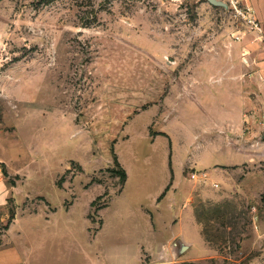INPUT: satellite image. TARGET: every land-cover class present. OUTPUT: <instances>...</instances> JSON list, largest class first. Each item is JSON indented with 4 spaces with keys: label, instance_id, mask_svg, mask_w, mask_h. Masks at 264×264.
<instances>
[{
    "label": "rangeland",
    "instance_id": "obj_1",
    "mask_svg": "<svg viewBox=\"0 0 264 264\" xmlns=\"http://www.w3.org/2000/svg\"><path fill=\"white\" fill-rule=\"evenodd\" d=\"M239 27L208 0H0L2 246L28 264H83L125 245L112 235L135 236L120 172L128 193L150 192L168 175V140L183 161L214 157L192 143L210 134L201 105H224L228 80L197 73L222 50L230 58L231 47L250 46L233 38ZM194 204L212 256L174 251L163 263L264 264V195Z\"/></svg>",
    "mask_w": 264,
    "mask_h": 264
},
{
    "label": "crops",
    "instance_id": "obj_2",
    "mask_svg": "<svg viewBox=\"0 0 264 264\" xmlns=\"http://www.w3.org/2000/svg\"><path fill=\"white\" fill-rule=\"evenodd\" d=\"M249 3L264 26V0H249ZM226 52L222 50L218 57L203 61L197 73L199 75L206 66L211 71L209 79L212 81L228 80L223 94L224 105L213 106L212 109L201 105L210 126L200 128L206 131L205 134H210L199 137L198 131L194 134L195 143H192L200 149L212 148L214 157L209 154L203 159L190 158L189 153L183 161V147L173 153L168 140L169 172L157 189L146 192L140 188L128 193L129 176L126 172L118 195H131L137 217L127 223L136 228V235H112V240L122 241L125 245L106 248L89 263L87 257H82L86 260L83 264H148L146 258L156 260L164 245L171 248L168 255L176 251L187 261L211 257L212 251L203 236V224L197 215L195 200L230 201L239 194L252 200L264 195V51L254 45L240 44L231 47L230 58ZM233 53L240 54L241 58H232ZM242 55H246L245 59ZM194 82H199L197 75ZM217 96L213 90L210 99L215 100ZM191 98L199 103L193 94ZM222 155L224 157L220 158ZM197 162L206 163L202 165L205 169H199L207 173L205 179L193 180L185 173L186 169L194 170ZM204 184L207 187L202 188ZM144 200H147V206L143 204ZM104 224L102 218L98 232L103 230ZM37 262L38 258L33 261L34 264ZM151 263L166 264L159 261ZM0 264H28L16 246H2V235Z\"/></svg>",
    "mask_w": 264,
    "mask_h": 264
},
{
    "label": "built area",
    "instance_id": "obj_3",
    "mask_svg": "<svg viewBox=\"0 0 264 264\" xmlns=\"http://www.w3.org/2000/svg\"><path fill=\"white\" fill-rule=\"evenodd\" d=\"M224 3L226 4L224 8L227 13L234 18L238 25L242 26L236 29L233 38L236 41L246 38L250 45H256L258 49L264 51V26H262L256 16L255 10L249 3V0H224ZM246 55H242V57L245 59ZM245 63L247 64V60ZM206 177L207 173L203 170L192 171L190 173V178L193 180L205 179ZM169 250H171L170 247L166 245L162 246L158 259L163 262Z\"/></svg>",
    "mask_w": 264,
    "mask_h": 264
},
{
    "label": "water",
    "instance_id": "obj_4",
    "mask_svg": "<svg viewBox=\"0 0 264 264\" xmlns=\"http://www.w3.org/2000/svg\"><path fill=\"white\" fill-rule=\"evenodd\" d=\"M208 1L213 5L226 7V4L220 0H208Z\"/></svg>",
    "mask_w": 264,
    "mask_h": 264
},
{
    "label": "trees",
    "instance_id": "obj_5",
    "mask_svg": "<svg viewBox=\"0 0 264 264\" xmlns=\"http://www.w3.org/2000/svg\"><path fill=\"white\" fill-rule=\"evenodd\" d=\"M117 163V162H116ZM120 176H121V179H122V182L121 183H123L124 182V180H125V178H126V172H125V170L122 168V170H121V172H120Z\"/></svg>",
    "mask_w": 264,
    "mask_h": 264
}]
</instances>
